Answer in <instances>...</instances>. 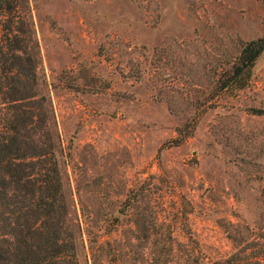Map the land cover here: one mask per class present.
I'll return each mask as SVG.
<instances>
[{"label": "rangeland", "instance_id": "rangeland-1", "mask_svg": "<svg viewBox=\"0 0 264 264\" xmlns=\"http://www.w3.org/2000/svg\"><path fill=\"white\" fill-rule=\"evenodd\" d=\"M25 8L80 264L263 251L264 50L244 87L222 85L264 36V0Z\"/></svg>", "mask_w": 264, "mask_h": 264}, {"label": "trees", "instance_id": "trees-1", "mask_svg": "<svg viewBox=\"0 0 264 264\" xmlns=\"http://www.w3.org/2000/svg\"><path fill=\"white\" fill-rule=\"evenodd\" d=\"M25 5L0 0V264H80ZM263 50L264 36L241 40L222 87H244ZM215 264H264V250Z\"/></svg>", "mask_w": 264, "mask_h": 264}]
</instances>
